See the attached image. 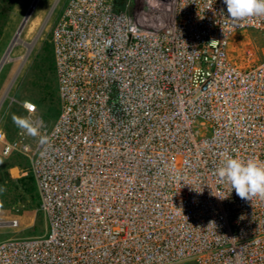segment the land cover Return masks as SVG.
Masks as SVG:
<instances>
[{
  "label": "built area",
  "instance_id": "built-area-1",
  "mask_svg": "<svg viewBox=\"0 0 264 264\" xmlns=\"http://www.w3.org/2000/svg\"><path fill=\"white\" fill-rule=\"evenodd\" d=\"M228 18L223 0H67L48 40L58 116L32 117L50 145L0 131L47 228L0 241V264H264V200L215 175L224 152L264 161V57L228 54L264 17Z\"/></svg>",
  "mask_w": 264,
  "mask_h": 264
},
{
  "label": "rangeland",
  "instance_id": "rangeland-1",
  "mask_svg": "<svg viewBox=\"0 0 264 264\" xmlns=\"http://www.w3.org/2000/svg\"><path fill=\"white\" fill-rule=\"evenodd\" d=\"M33 0H17L13 9L11 10L7 23L4 26L2 35L0 37V60L4 56L8 45L12 41L20 22L22 21L26 11ZM67 0H39L35 6L29 20L27 21L23 31L20 35L21 43L13 46L9 53L8 61L5 62L0 68V101L7 91L4 102L1 104L0 109L7 106V112L19 116H27L24 108L21 105L23 100H29L37 106V111L34 114L36 118H40L44 125L51 126L58 116L59 104L58 101L48 98L42 104H39L40 99L37 90L33 87V73L30 70L32 60L34 56L39 53V50L43 42H48L49 33L56 18L61 13L62 9L66 5ZM171 0H154L155 5L159 7L170 5ZM47 20V21H46ZM46 21V24L35 42L31 51L27 55L19 73L17 74L14 82L11 84L14 75L23 61L27 52L26 44L31 43L36 37L42 24ZM251 50L253 56L247 60L246 51ZM228 54L231 60L239 67H246L253 63H257L264 57V38L256 30H246L237 33L233 36L228 46ZM7 114V117H8ZM7 118L4 120V125L9 126L10 122H7ZM13 129V126H9ZM17 127L16 132L20 131ZM15 134H13V138ZM18 162L23 175L12 179H22L26 186L21 185L28 196L26 199L29 201L30 196L35 192L38 196L34 180L30 173V167L28 160L25 157L19 156ZM11 177V174H10ZM0 189H2L0 185ZM23 191V190H22ZM11 196L8 197V200ZM12 198L9 200L11 203ZM1 201V200H0ZM6 203V202H5ZM4 203V200L0 202V241L15 238V237H34L43 235L47 228V222L39 210L38 206L34 209L28 208L21 199L17 204ZM8 205V206H7ZM9 207L8 209H4ZM17 220L19 223L18 228L9 227V221Z\"/></svg>",
  "mask_w": 264,
  "mask_h": 264
},
{
  "label": "clouds",
  "instance_id": "clouds-1",
  "mask_svg": "<svg viewBox=\"0 0 264 264\" xmlns=\"http://www.w3.org/2000/svg\"><path fill=\"white\" fill-rule=\"evenodd\" d=\"M223 3L227 6L228 19L234 26H242L244 21L252 17H264V0H223ZM214 43L216 41L213 40L210 44ZM21 105L28 115L13 114V123L27 135L38 138L40 145H50L51 138L41 134L40 125L32 118L37 106L29 100L22 101ZM221 156V163L215 172L218 183L229 185L231 191L234 189L243 200H264V161L254 158L243 160L228 152Z\"/></svg>",
  "mask_w": 264,
  "mask_h": 264
},
{
  "label": "trees",
  "instance_id": "trees-1",
  "mask_svg": "<svg viewBox=\"0 0 264 264\" xmlns=\"http://www.w3.org/2000/svg\"><path fill=\"white\" fill-rule=\"evenodd\" d=\"M16 1L17 0H0V37L2 35L4 26L7 23L9 14L16 4ZM124 2L125 0H116V10H120ZM30 70L33 73V87L35 88V91L37 90L39 96L43 98L37 100L39 101V104H42L45 99L48 98L58 101L53 54L51 46L48 42L42 43L39 53H37L32 60ZM12 115L13 113L9 112L7 117V122H10L9 126L12 125L13 129L11 130L8 125L5 126L6 140L13 139V134H16L17 126L12 121ZM16 156L19 155H11L9 157L0 158V185L2 187V189H0V200H4V203H9V200L12 198L11 203H9L10 205L17 204V202L21 199V201L27 204L26 206L28 208L34 209L36 206H38L39 197H37V194L34 192L28 201L26 199L28 193H26L23 188V191L21 190V185L26 186L24 181L22 179H11L8 174V169L14 164L15 159L17 158ZM9 196L11 197L8 200ZM1 208H3V206ZM6 208L7 207L4 209Z\"/></svg>",
  "mask_w": 264,
  "mask_h": 264
},
{
  "label": "water",
  "instance_id": "water-1",
  "mask_svg": "<svg viewBox=\"0 0 264 264\" xmlns=\"http://www.w3.org/2000/svg\"><path fill=\"white\" fill-rule=\"evenodd\" d=\"M38 1H39V0H33V1H32V3L30 4L28 10L26 11V13H25V15H24L22 21L20 22V25H19V27H18V29H17L15 35H16V34H20V33L23 31V28L25 27L27 21L29 20V18H30V16H31V14H32V12H33L35 6L37 5V2H38ZM46 21H47V20H46ZM46 21L42 24V26H41V28L39 29V31H38L36 37L34 38V40H33L31 43L27 44V45H28V46H27V52H26V55L24 56V61L26 60L27 55H28L29 52L31 51V49H32V47L34 46L35 42L38 40L39 36L41 35V32H42V30H43V28H44V26H45V24H46ZM15 35H14V37H15ZM14 37H13V39H14ZM13 39H12V41L10 42V44L8 45V48L6 49L5 54H6L7 52L9 53V52L11 51V49L13 48V46L15 45ZM5 54H4V56H5ZM4 56H3L2 59L0 60V68H1V66L5 63V61H4ZM24 61H23V62L20 64V66L18 67V69H17V71H16V73H15V75H14V78H16L17 74L19 73V71H20V69H21V67H22V65H23V63H24ZM13 81H14V80L12 79L11 82L13 83ZM8 90H9V87H8V89H7L6 92H8ZM6 92H5V93H6ZM2 99H3V97H2ZM2 99H1V101H2ZM1 101H0V106H1Z\"/></svg>",
  "mask_w": 264,
  "mask_h": 264
},
{
  "label": "crops",
  "instance_id": "crops-1",
  "mask_svg": "<svg viewBox=\"0 0 264 264\" xmlns=\"http://www.w3.org/2000/svg\"><path fill=\"white\" fill-rule=\"evenodd\" d=\"M4 100H3V102H4ZM7 114H8V112H7V106L5 107V109H3V108L0 109V131H2L4 133V135H6L4 120H5V118H7ZM1 146L2 145L0 144V158L3 157L1 155ZM16 157L17 158L15 159L14 164L8 169V174H9V176L11 174V177H10L11 179L14 178V176L17 177L19 175H23L22 170H21L20 165H19L20 163L18 162V157L19 156H16ZM14 180H16V179H14Z\"/></svg>",
  "mask_w": 264,
  "mask_h": 264
},
{
  "label": "bare ground",
  "instance_id": "bare-ground-1",
  "mask_svg": "<svg viewBox=\"0 0 264 264\" xmlns=\"http://www.w3.org/2000/svg\"><path fill=\"white\" fill-rule=\"evenodd\" d=\"M21 33H22V32H21ZM21 33L15 35V37H14V39H13L15 45L21 43V40H20V35H21ZM27 46H28V45L26 44V47H27ZM9 53H10V52H9ZM9 53L7 52V53L5 54V56H4V61H5V62L8 61ZM23 61H24V58H23ZM23 61H22V62H23ZM13 80H15V78H13ZM13 82H14V81H13ZM11 84H12V82H11ZM6 95H7V92L4 94V97H3L2 101H1V104H2L3 100L5 99Z\"/></svg>",
  "mask_w": 264,
  "mask_h": 264
}]
</instances>
